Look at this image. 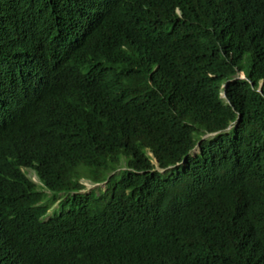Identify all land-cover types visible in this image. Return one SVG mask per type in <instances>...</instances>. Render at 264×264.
Returning <instances> with one entry per match:
<instances>
[{"label": "trees", "instance_id": "16d2710c", "mask_svg": "<svg viewBox=\"0 0 264 264\" xmlns=\"http://www.w3.org/2000/svg\"><path fill=\"white\" fill-rule=\"evenodd\" d=\"M241 5L228 30L212 0H0V142L107 178L46 220L0 192V264H264V0Z\"/></svg>", "mask_w": 264, "mask_h": 264}, {"label": "clouds", "instance_id": "9594fccd", "mask_svg": "<svg viewBox=\"0 0 264 264\" xmlns=\"http://www.w3.org/2000/svg\"><path fill=\"white\" fill-rule=\"evenodd\" d=\"M212 4L216 8L219 20L228 30H233L237 26L245 24L246 17L243 13L241 0H212ZM160 75L159 63H156L151 67L147 80L142 86H151L152 81L158 79ZM238 77L244 78L243 73L239 72ZM224 85L225 82L221 84V88ZM224 94V91L220 89V98H224ZM217 134V131L212 133L207 132L201 138ZM181 138L180 134L177 139ZM146 155L148 158L152 156L150 151H146ZM152 162L155 161L153 160ZM69 171L74 172L66 163L64 156L59 152L49 151L42 155L20 152L13 156L9 153L5 144L0 142V192H14L11 188H33L35 191H38L41 193V197L34 205L45 206V210L40 217L42 220H46L54 212L58 211L64 199L69 198L68 200H70L75 194H84L85 192L94 190V188L103 187L107 180L106 178L100 182H91L88 177L80 174L76 175L75 178L72 177L68 182H64L61 174ZM85 174L88 175L89 172ZM51 182H58L64 185L76 182L79 186L74 190H58L53 192L46 185V183ZM81 182L96 185L90 187L88 190H82L85 186Z\"/></svg>", "mask_w": 264, "mask_h": 264}, {"label": "rangeland", "instance_id": "374dc122", "mask_svg": "<svg viewBox=\"0 0 264 264\" xmlns=\"http://www.w3.org/2000/svg\"><path fill=\"white\" fill-rule=\"evenodd\" d=\"M241 75V74H240ZM195 150H196V148H195ZM81 183H83L84 184V189H82V190H88L90 187H92V186H95L96 184H89V183H87V182H81Z\"/></svg>", "mask_w": 264, "mask_h": 264}]
</instances>
